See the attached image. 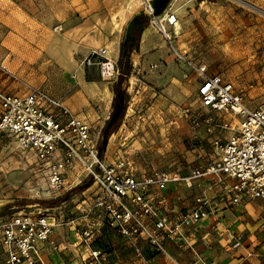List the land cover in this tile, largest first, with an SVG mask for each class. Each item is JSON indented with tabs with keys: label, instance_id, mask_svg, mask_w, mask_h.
Segmentation results:
<instances>
[{
	"label": "rangeland",
	"instance_id": "1",
	"mask_svg": "<svg viewBox=\"0 0 264 264\" xmlns=\"http://www.w3.org/2000/svg\"><path fill=\"white\" fill-rule=\"evenodd\" d=\"M52 1L0 0V61L5 60L4 65L18 61L17 69L12 71L15 77L4 74L2 69L0 74L21 82L25 89L28 85L41 87L53 95L54 91H60L65 80L75 89L80 87L77 72H85V57L90 48L80 51L73 47L75 66L71 69L53 57L49 42L64 29L58 27L61 30L55 31L52 21L56 17L47 14L46 5ZM137 1L145 15L144 0ZM166 8L175 11L178 18L174 35L168 41L147 23L144 31L155 51L151 57L140 47L141 34L135 44H129L128 22L118 21L111 36L115 37L119 49L121 45L127 47L131 70L128 75L119 76L118 57L113 56L114 52L110 57L115 63L114 71L111 68L105 80L97 78L108 97L103 98L101 93L92 97L90 117L86 119L101 146L103 128L122 93L123 112L108 134L102 155L106 159L114 155L128 158L140 170L159 167L173 172L180 169L182 173L197 153V145L209 146L205 138L198 136L201 139L198 141L186 132L192 126L189 113L200 109L194 88L199 76L193 65H205L208 73H217L231 82L249 108L264 100V0H170ZM21 11L37 14L41 27L36 26L30 32L24 30L26 19L20 16ZM7 15L11 27L3 22ZM76 17L80 23L85 14L77 13ZM116 18L114 14L102 17L107 23ZM99 21L97 25L102 27L104 21ZM90 73L93 75L92 70ZM200 110L213 121L234 125L229 113ZM34 168L30 152L20 149L14 139L0 136V221L19 211L66 217L77 201L90 197L95 190L82 175L77 185L74 184L78 179L69 175L66 190L53 197L43 190L45 180ZM99 243L104 244L102 240Z\"/></svg>",
	"mask_w": 264,
	"mask_h": 264
},
{
	"label": "built area",
	"instance_id": "2",
	"mask_svg": "<svg viewBox=\"0 0 264 264\" xmlns=\"http://www.w3.org/2000/svg\"><path fill=\"white\" fill-rule=\"evenodd\" d=\"M144 14L170 41L178 20L175 11L165 8L154 15L151 3L144 0ZM85 60L87 66L99 64L101 69L110 62L104 46L90 48ZM111 63L114 71L115 63ZM193 66L199 76L200 109L229 113L234 125L213 121L202 111L189 113L191 125H205L212 137L206 164L193 169L188 177L159 167L138 176L128 158L114 155L108 161L99 152L100 143L90 123L44 88L28 85L22 94L0 90V136L14 139L20 149L32 154L34 170L45 180L43 190L59 196L66 190L69 175L74 179L82 175L95 188L90 197L77 201L66 217L24 211L4 217L0 221L4 264H48L46 254L61 251L57 228L68 230L69 243L79 248L85 264L110 263L108 247L95 245L102 229L118 233L142 264H150L151 257L144 254L141 242L154 254L165 253V239L190 245L184 227L214 216L212 200L204 193L196 195L193 207L170 220L159 204L169 182L211 176L213 184L222 185L221 197L232 205L264 199V100L249 108L231 82L208 73L205 65ZM0 69L15 77L2 61Z\"/></svg>",
	"mask_w": 264,
	"mask_h": 264
},
{
	"label": "crops",
	"instance_id": "3",
	"mask_svg": "<svg viewBox=\"0 0 264 264\" xmlns=\"http://www.w3.org/2000/svg\"><path fill=\"white\" fill-rule=\"evenodd\" d=\"M81 2L82 0H53L46 5L47 10H49L47 14L56 17L52 21V25L55 24L54 30H61L58 27L64 29L60 35H53L49 42V51L61 65H66L68 66L67 69H71L75 66L71 55L74 46L78 47L80 51L85 48L105 46L107 57L110 59V62L105 63L101 69V79L105 80L107 72L112 68L110 57L114 52L115 58L119 55L117 41L113 35L111 36V33L117 29L118 21L126 24L133 17L143 16V14L139 9L137 0H86V3ZM77 13L85 14L80 23L77 22ZM111 14L117 17L114 22L108 21L107 23L102 19V17ZM20 16L22 19H26V26H24L25 23H22L24 30L30 32L34 31L36 26L41 27L36 20L37 14L21 11ZM100 19L104 21L102 27L97 25ZM9 20L7 15L3 22L11 27L12 23ZM140 47L150 57L155 53L144 29L141 31ZM17 66L18 61L14 60L5 64V67L10 71L17 69ZM92 72L93 75L88 70V66H86L85 72L84 70L83 73L78 71L80 87L75 89L70 81L65 80L64 71L65 83L59 92L54 91L55 95L53 94L61 98L74 112L85 119L90 117L89 102L92 97L98 93H101L103 98L108 97L98 85L96 71L92 70ZM38 83L42 84L41 82ZM197 86L194 87L196 90ZM0 90L22 94L26 89L21 82L0 74ZM193 111L201 112L200 109ZM186 132H189L191 138H198V136L205 138L210 146L209 141L212 134L205 125L197 129L189 126ZM199 140L201 139L198 138ZM209 146L203 148L202 145H197V151L195 150L197 153L193 159H190L191 164L187 171L182 173H180V169H177L176 172L167 171L172 175L188 177L193 169L206 164ZM107 160L111 161L112 158L109 157ZM131 163L133 164V171L138 176L147 172L138 169L135 162ZM213 182V178L208 176L178 180L167 184L161 192L159 204L170 220L175 221L181 213L193 207L195 196L201 193L206 194L212 200L214 216L184 227V234L190 245L181 240L165 239V253L154 254L155 251L149 245L141 242L140 246L144 254L151 257L150 264H264V199H248L239 205H232L221 197L222 185L213 184ZM56 233L61 242V251L55 254H46V262L48 264H64L73 261L76 264H85L81 262L79 257V248H74L69 243L68 230L57 228ZM101 240L104 244L99 246H107L110 250L109 264H142L131 247L122 240L118 233L102 229L95 245L98 246ZM1 251L0 247V264H4Z\"/></svg>",
	"mask_w": 264,
	"mask_h": 264
},
{
	"label": "water",
	"instance_id": "4",
	"mask_svg": "<svg viewBox=\"0 0 264 264\" xmlns=\"http://www.w3.org/2000/svg\"><path fill=\"white\" fill-rule=\"evenodd\" d=\"M170 0H151L150 3L153 7L154 10V15L160 14L165 8L166 6L169 4ZM136 22V17H133L131 19V21H129L128 25H127V30L129 31V29L131 28V26ZM140 29L142 31V27L140 26ZM88 70H95L97 73L98 78L101 77V67L99 64L94 65V66H88ZM123 102H124V97L122 93H119L118 95V101L114 107V110L112 112V114L109 116L108 120L106 121V124L103 128V138L101 140V146L99 148V152L101 150H104L107 146L108 143V132L111 128V126L114 124V122L117 120V118L119 117L122 108H123Z\"/></svg>",
	"mask_w": 264,
	"mask_h": 264
},
{
	"label": "trees",
	"instance_id": "5",
	"mask_svg": "<svg viewBox=\"0 0 264 264\" xmlns=\"http://www.w3.org/2000/svg\"><path fill=\"white\" fill-rule=\"evenodd\" d=\"M147 23H148V19L146 16L140 15V16L136 17V22L131 26V28L128 31V33H129V36H128L129 44L130 43L135 44L134 42L138 40L139 35L141 34L140 26L144 29V27L147 25ZM126 48H127L126 46L121 45V47L119 49V55L117 58V69L120 70V74H119L120 77L122 75H128L130 73V70H131V63L129 62L128 53H127L128 50ZM122 112H123V110H122ZM114 127H115V122L111 126L108 134L111 133V131H113ZM102 151L103 150L100 151V154H102ZM99 245H100V243L98 244V246Z\"/></svg>",
	"mask_w": 264,
	"mask_h": 264
},
{
	"label": "bare ground",
	"instance_id": "6",
	"mask_svg": "<svg viewBox=\"0 0 264 264\" xmlns=\"http://www.w3.org/2000/svg\"><path fill=\"white\" fill-rule=\"evenodd\" d=\"M147 1H149V2H150L151 0H147Z\"/></svg>",
	"mask_w": 264,
	"mask_h": 264
}]
</instances>
